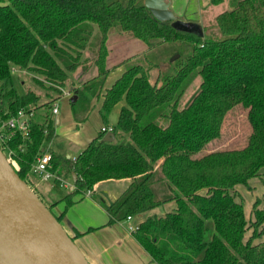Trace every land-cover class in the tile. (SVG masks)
I'll list each match as a JSON object with an SVG mask.
<instances>
[{
  "label": "trees",
  "instance_id": "1",
  "mask_svg": "<svg viewBox=\"0 0 264 264\" xmlns=\"http://www.w3.org/2000/svg\"><path fill=\"white\" fill-rule=\"evenodd\" d=\"M229 2L231 8L215 17V31L196 33L159 21L144 0H0L3 118L37 102L32 91L17 93L11 66L33 70L63 86L79 65L94 25L100 33L97 72L73 89L76 97L70 107L76 128L111 71L106 65V39L114 22L140 41L157 39L180 54L155 65L154 82L148 67L129 59L115 65L123 66V71L102 94L99 109L108 126L112 107L124 101L112 126L114 139L104 141L106 132L99 130L74 158L51 153L53 172L59 174L61 169L70 178L76 175L71 178L74 189L61 198L40 199L32 172L42 144L53 136L49 116L42 123L30 121L24 150H19L18 131L0 143L2 150H16L17 174L60 223L76 195L102 180L130 178L121 194L105 206L108 224L146 214L133 235L157 264H264V197L255 198L247 217L236 189L240 184L250 189L252 178L264 184V0ZM172 44L178 48L171 50ZM196 77L197 91L179 107ZM238 104L246 109L250 128L245 144L222 148L219 137L225 115ZM60 202L64 209L57 213ZM169 202L175 203L170 211L149 214ZM69 235L75 240L79 233Z\"/></svg>",
  "mask_w": 264,
  "mask_h": 264
},
{
  "label": "rangeland",
  "instance_id": "2",
  "mask_svg": "<svg viewBox=\"0 0 264 264\" xmlns=\"http://www.w3.org/2000/svg\"><path fill=\"white\" fill-rule=\"evenodd\" d=\"M169 8L176 16V19L191 24L194 29L200 31L204 29H207L208 31H215L216 15L224 10L230 9L231 5L229 0H222L218 3H212L211 0H171ZM99 35V30L94 25V33L86 46L81 50L79 65L73 72L68 73L63 86L50 83L42 74L33 70L13 66L15 67V72L11 74V83L17 93L23 94L26 91H32L37 96V102L35 105H31V110H33V112L37 106H42L41 111L44 112L46 108L49 107L50 103L61 97L60 100L57 101L60 121L59 123H56L55 115L52 116L54 124L53 131L55 135L50 144H45V147L47 148L51 145L52 148L62 152L68 148L67 144L70 139L69 127L74 121V118L70 103L65 95L72 93L70 95L72 97L74 95L73 89L79 86L80 82H83L96 74L97 68L94 61L97 55V42ZM167 46L168 45H166V43L159 42L157 39H150L147 43L140 41L131 33L122 31L118 22H114L107 33L106 39V47L108 49L106 65L111 68V71L104 83L107 85L108 80L115 78L119 74V71H121L124 67H115V65L126 59H129V63L141 64L145 68L148 67L147 73L149 80L150 82H154L158 74V69L155 65L158 62L162 63L173 61L180 56L177 52L173 53L169 51V49L166 48ZM172 47L173 49L171 50L178 48L176 44H172ZM176 54L177 56L171 59ZM199 82L200 78L196 77L190 83L186 92L180 99L178 104L179 107L187 105L194 93L197 91ZM5 86H10V83ZM65 90H69V92H65ZM0 91L3 92V90ZM123 104L124 101L121 100L112 107L107 118L108 124L113 126L117 124L119 109ZM100 125H104L102 117L100 114L96 115L94 112L89 116L86 115V119L76 129L79 130L83 128L81 133H83V135H85V139H87L86 137L91 138L96 135ZM249 130L250 128L246 118V109L243 108L241 104L234 106L225 115L219 137L220 147L243 146ZM119 140L120 137L116 136L115 141ZM80 147L81 146H72V153L78 151ZM4 152L6 151L4 150ZM249 185L250 189L245 186L241 189L242 191L239 192L243 198V206L247 217H249L247 213H249L248 205L251 199L264 197L260 195L261 193H264V184L257 178H252L249 181ZM251 186H254V188ZM36 187L39 188L40 192L37 191V195L40 199L43 201L54 199L51 194L46 195V191H44L43 187H39L37 183ZM62 192H64V190ZM251 206L252 205L250 204V208ZM207 226L209 231H211V221L207 222Z\"/></svg>",
  "mask_w": 264,
  "mask_h": 264
},
{
  "label": "crops",
  "instance_id": "3",
  "mask_svg": "<svg viewBox=\"0 0 264 264\" xmlns=\"http://www.w3.org/2000/svg\"><path fill=\"white\" fill-rule=\"evenodd\" d=\"M122 71L123 69L119 71V74L115 78L108 80L107 85L104 83L100 96L92 99L87 116L94 112L96 115L100 114L99 109L103 100L102 94L111 86L114 80L121 75ZM65 92H69V90H65ZM71 94L65 95L67 96L69 103ZM60 98L61 97L50 103L49 107L46 108L44 112L41 111L42 106H37L34 110L32 121L42 123L45 121L46 116H49L52 119V116L55 115V122L59 123L60 115L57 101H59ZM54 105L58 108L56 113H52L51 111V108ZM102 126L105 125H100L98 131ZM108 126L113 125L108 124ZM82 129L83 128L77 130L75 122H72L69 127L70 139L67 144L68 148H66L63 152L52 148L51 145L48 148L45 147L46 143H51V140L55 135L53 131L51 140L42 144V151H48L50 153L54 152L65 156L66 158H73L84 147H86L92 138L97 135L96 133L93 137H86L87 139H85V135L81 133ZM72 146L81 147L78 151L72 153ZM58 172V175L63 181L69 183L72 182V174L70 178L68 173L64 170L60 169ZM34 175L37 178V185L39 187H43L44 191H46V195L51 194L54 197L52 200L61 198L69 191L68 188L64 187L59 179L40 180L38 175ZM130 181V178L106 179L99 181L93 185L89 195L85 193L76 195L73 198L74 202L65 209L62 224L69 234L73 235L75 232L79 233V236L74 241L90 264H157L136 240L133 232L127 229L128 224L133 222L139 223L146 216V214H143L140 217L135 216L130 221L124 219L108 224L109 215L105 206L112 203L128 186ZM243 187L245 186L240 184L236 186V189L240 192ZM251 187L254 188V186ZM62 189L64 192H62ZM260 195L264 196V193H261ZM254 200L255 199L252 198L249 202L248 215L250 214L252 208V206L250 208V204L252 205ZM174 207L175 203L169 202L161 207L153 209L149 212V214L154 212L155 214L161 215L170 211ZM63 209L64 202H60L55 206V211L57 213H61Z\"/></svg>",
  "mask_w": 264,
  "mask_h": 264
},
{
  "label": "water",
  "instance_id": "4",
  "mask_svg": "<svg viewBox=\"0 0 264 264\" xmlns=\"http://www.w3.org/2000/svg\"><path fill=\"white\" fill-rule=\"evenodd\" d=\"M170 2L144 0L159 21H171L175 28L200 33L191 24L176 19ZM102 139L110 142L114 133L108 131ZM72 178H76L75 173ZM0 264H90L63 224L19 177L1 148Z\"/></svg>",
  "mask_w": 264,
  "mask_h": 264
},
{
  "label": "built area",
  "instance_id": "5",
  "mask_svg": "<svg viewBox=\"0 0 264 264\" xmlns=\"http://www.w3.org/2000/svg\"><path fill=\"white\" fill-rule=\"evenodd\" d=\"M15 72V67L10 68V73L13 74ZM58 110L57 106L54 105L51 108L52 113H56ZM34 112L28 108H21L17 111L15 115H12L8 118H3L2 113H0V143L5 144L7 140H9L15 131H18L21 135L22 142L19 145V150L22 151L25 149L27 140L29 138V123L32 121V116ZM102 131L108 132L112 131V126H102ZM4 152L7 160L13 166L15 170L18 169V164L15 159V155L17 154L16 150L5 149ZM74 158V157H73ZM33 174L39 176L40 180H48V179H59L64 187L68 188V190L74 189V184L71 182L63 181L60 176L51 170V153L48 151H43L40 154L36 161L32 166ZM90 190H87L85 194L89 195ZM134 216L128 215L125 220L130 221ZM139 223L133 222L128 224L127 229L131 232L135 231L138 228Z\"/></svg>",
  "mask_w": 264,
  "mask_h": 264
}]
</instances>
